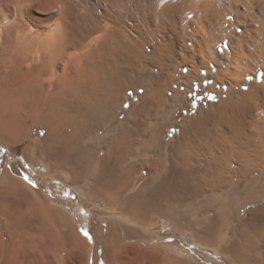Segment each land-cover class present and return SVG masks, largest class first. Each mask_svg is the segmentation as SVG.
Here are the masks:
<instances>
[{
    "label": "bare ground",
    "instance_id": "bare-ground-1",
    "mask_svg": "<svg viewBox=\"0 0 264 264\" xmlns=\"http://www.w3.org/2000/svg\"><path fill=\"white\" fill-rule=\"evenodd\" d=\"M0 24V109L22 101L18 110L47 129L40 149L67 169L70 184L87 183L92 199L132 223L92 231L107 264H195L156 255L141 229L157 217L203 244L226 241L234 264H264V0H0ZM205 69L213 89H229L160 153L158 121L167 125L182 102L175 83L188 92ZM247 74L258 79L237 90ZM86 75L106 89L82 94ZM135 97L132 116L116 124ZM139 168L148 170L146 183L129 192ZM243 205L247 217L235 224ZM67 236L60 255L84 264L88 242Z\"/></svg>",
    "mask_w": 264,
    "mask_h": 264
},
{
    "label": "rangeland",
    "instance_id": "rangeland-1",
    "mask_svg": "<svg viewBox=\"0 0 264 264\" xmlns=\"http://www.w3.org/2000/svg\"><path fill=\"white\" fill-rule=\"evenodd\" d=\"M78 49L81 56L85 54L83 60L86 61L90 57L89 47L81 46ZM2 57L0 56V59ZM61 64L56 67L55 77L57 74L60 76L62 72L63 64ZM201 75L203 78L196 79L188 92H186L187 87L181 85L180 80L175 83L173 89L181 91L182 102L174 110V116L166 121L167 125L164 124L165 120L158 121L159 136L155 143L160 153L168 151L185 122L187 123L193 116H198L206 109L214 108L220 99L219 91L229 89L227 84L222 87L219 83L216 89H213L214 79L210 77L207 69L203 70ZM247 75L244 76L247 77L245 82L237 86V90H247L249 84L258 79L256 76ZM84 79V82L80 83L82 94L90 92L95 94L97 91L106 89L105 83H102L95 75H90V78L86 75ZM91 80L93 83L89 84ZM84 86L86 88H83ZM101 87L104 88L101 90ZM170 93L171 96L173 90ZM130 96L132 92L128 93V97ZM222 97L225 98L226 95L223 94ZM21 103L9 102L3 105L2 110L0 109L1 115L6 109L4 107H7L6 114L4 112L1 115V119H4H0L2 122L0 126L4 129L0 130L2 133L0 134V264H67L65 259L67 252L64 253L65 255H60L59 251L68 247L67 235L73 231H76L89 244L88 258L84 264H107L102 256V243L97 244L92 231L104 230L113 221H121L122 224H118L121 227L125 226V223L127 226L132 223L124 219L116 210L108 207L103 199H92L87 183H79V188L70 184L72 177L67 169H63L54 160L48 159L39 147L47 133L46 127L29 117L26 118L24 112L17 108L19 104V106L22 105ZM138 103V97L125 101L118 110L115 123L118 124L131 117L132 109ZM153 120L154 118L151 123ZM171 123L174 126L169 129ZM19 124L25 125L22 126L23 133L21 131L20 137H14L13 129ZM150 155L151 161L159 159L156 152ZM147 176L148 170L139 168L133 177L129 192L137 193L146 183ZM263 197L264 195L262 199ZM262 204L264 205V199ZM247 211L248 208L245 205L241 206L240 210H235L233 217L235 224L244 222ZM153 223L148 229H141V232L148 237L149 245L158 252L156 255L163 263L167 259L176 258L195 264H234L224 252L226 241L207 245L198 241L190 229L178 227L166 218L157 217Z\"/></svg>",
    "mask_w": 264,
    "mask_h": 264
}]
</instances>
